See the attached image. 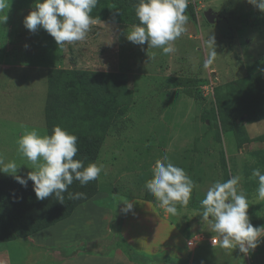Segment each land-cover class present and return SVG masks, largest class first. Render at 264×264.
<instances>
[{
	"label": "rangeland",
	"instance_id": "obj_1",
	"mask_svg": "<svg viewBox=\"0 0 264 264\" xmlns=\"http://www.w3.org/2000/svg\"><path fill=\"white\" fill-rule=\"evenodd\" d=\"M138 2L99 0L86 38L58 47L42 27L25 28L23 19L34 10V0H10L8 19L0 23V126L44 121L48 68L107 75L104 84L115 87L108 97L105 90L87 94L67 75L69 82L59 93L70 98L69 108L60 110L56 125L78 137L75 157L103 165L101 189L112 192L106 203L120 210L122 201L145 195L155 161L167 156L195 184L189 204H177V214H169L192 230L188 236L194 240L188 260L175 258V264H254V254L264 253L260 243L247 254L208 243L219 236L201 219L200 201L214 182L238 175L250 222L264 226V201L257 199L258 180L252 176L255 168L264 174V12L248 0H188L195 18L188 16L185 31L172 42L175 52L163 54L126 39L139 23L135 15L128 17L127 4ZM209 35L215 36L217 55L204 68ZM92 96L98 99L95 105ZM22 240L12 241L17 245L10 250L13 264L24 257L33 264L37 254ZM117 241L105 237L106 253ZM161 253V258L170 256Z\"/></svg>",
	"mask_w": 264,
	"mask_h": 264
},
{
	"label": "clouds",
	"instance_id": "obj_2",
	"mask_svg": "<svg viewBox=\"0 0 264 264\" xmlns=\"http://www.w3.org/2000/svg\"><path fill=\"white\" fill-rule=\"evenodd\" d=\"M99 0H34L35 8L23 19L29 31L35 32L42 27L58 47L65 43L83 41L90 26L95 22L90 15ZM248 3L264 12V0H248ZM10 7V0H0V23L8 19L5 10ZM188 0H139L135 6V16L139 23L126 33V39L133 44L160 48L163 54L175 52L172 42L185 31L188 17L184 14ZM205 46L210 49L203 67L212 65L217 52L215 36L208 37ZM24 129L17 138V150L24 157L27 166L32 170L26 176L18 174L21 164L15 161L5 163L0 156V173L11 175L22 186L27 187L32 181L37 200L54 196L61 204L65 202V193L69 200H80L84 192H68L69 186L78 181L81 186L96 180L103 171V165L83 162L74 159L77 155L78 137L54 126L52 133L41 132L32 128ZM152 178L146 181V189L160 202L164 211L177 214V204L186 207L189 204L192 190L195 187L192 179L181 167L175 166L165 156L157 159L152 169ZM252 176L258 180L257 199L264 201V174L259 168L252 170ZM240 176L234 175L225 182L216 181L210 186L200 201L201 219L210 223L211 232L218 234L219 239L212 241L224 249L239 248L241 253L255 249L264 237V226L255 227L249 219V203L242 191H238ZM120 211L127 215L135 214L134 202L122 201Z\"/></svg>",
	"mask_w": 264,
	"mask_h": 264
},
{
	"label": "crops",
	"instance_id": "obj_3",
	"mask_svg": "<svg viewBox=\"0 0 264 264\" xmlns=\"http://www.w3.org/2000/svg\"><path fill=\"white\" fill-rule=\"evenodd\" d=\"M21 124L26 125L28 130L36 128L41 134L47 132V129L45 121L6 122L0 126V156L5 163L15 161L21 164L18 174L26 176L32 169L22 164L26 161L18 152L16 143L17 138L24 132ZM100 183L98 177V192L75 207L69 216L31 233L22 240L37 254L33 264H140L129 262L127 256L115 245L112 252L106 253L105 237L110 235H120L135 250L153 257H160L163 255L161 251H167L170 255L167 258L188 260L191 247L187 245L191 238L188 234L192 230L171 221L169 214L160 211L155 201L143 199L142 196H132L126 200L134 202L135 214L125 215L119 209L114 210L108 205L112 192L101 189L105 183ZM260 239V246L264 247V237ZM12 241L0 243V264L14 263L15 259H12L10 250L17 245ZM71 245L76 247L66 257L68 252L60 247ZM26 260L29 262L31 257H24L20 264H26ZM253 261L254 264H264V253H255Z\"/></svg>",
	"mask_w": 264,
	"mask_h": 264
},
{
	"label": "trees",
	"instance_id": "obj_4",
	"mask_svg": "<svg viewBox=\"0 0 264 264\" xmlns=\"http://www.w3.org/2000/svg\"><path fill=\"white\" fill-rule=\"evenodd\" d=\"M130 1V0H129ZM132 4V3H131ZM127 4L129 12L128 17L135 15V6L131 7ZM187 17L195 18L191 6H188L184 13ZM135 18H137L135 16ZM134 18V19H135ZM130 19V18H129ZM135 20H129L134 23ZM67 75L82 83V91L87 94L101 93L105 90V97H108L111 90H115L114 86L103 82L102 77L107 75L94 72L82 71L78 69H62L48 68L47 69V95L44 104V121L47 129V134L52 133L54 126L58 125V119L61 115L60 110H68L69 99L60 98V91L63 90L69 80ZM98 99L92 96L90 104H97ZM79 113V112H78ZM231 119L235 118L233 110H230ZM81 117V116H80ZM83 120H88V117H83ZM81 160L84 166L91 162L86 157H74ZM68 192H84L86 196L80 200H69L68 193L65 195V202L61 204L50 196L44 200H37L33 191L32 181H28L27 187L18 183L11 175L0 173V243L12 241L16 239H24L31 233L48 227L55 222L69 216L73 209L84 203L98 192V178L90 181L87 185L81 186L78 181H74L68 188ZM143 199L154 202V196L147 190L142 196ZM118 241L115 246L125 254L129 262H137L140 264H175L173 258H154L148 254L135 250L128 242L120 235L114 236ZM101 241V240H99ZM76 245L60 247L65 252H68L66 257L70 256L69 251L74 250ZM161 258V259H160ZM160 259V260H159Z\"/></svg>",
	"mask_w": 264,
	"mask_h": 264
},
{
	"label": "built area",
	"instance_id": "obj_5",
	"mask_svg": "<svg viewBox=\"0 0 264 264\" xmlns=\"http://www.w3.org/2000/svg\"><path fill=\"white\" fill-rule=\"evenodd\" d=\"M214 240H217V238H216V237H212V238L210 239V244H212V245L216 244V243H212V241H214ZM193 241H194V240H189V241L187 242V245H192V244H193ZM195 241H197V240H195Z\"/></svg>",
	"mask_w": 264,
	"mask_h": 264
},
{
	"label": "water",
	"instance_id": "obj_6",
	"mask_svg": "<svg viewBox=\"0 0 264 264\" xmlns=\"http://www.w3.org/2000/svg\"><path fill=\"white\" fill-rule=\"evenodd\" d=\"M204 16H205L206 20H208V21H210V22L213 20V18L210 17L209 14H208L207 12L204 14Z\"/></svg>",
	"mask_w": 264,
	"mask_h": 264
}]
</instances>
